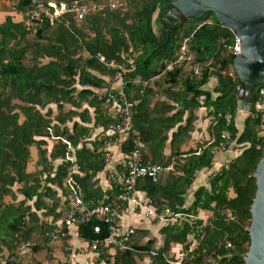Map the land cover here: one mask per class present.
Here are the masks:
<instances>
[{
  "label": "trees",
  "instance_id": "trees-1",
  "mask_svg": "<svg viewBox=\"0 0 264 264\" xmlns=\"http://www.w3.org/2000/svg\"><path fill=\"white\" fill-rule=\"evenodd\" d=\"M164 1H128L123 9L105 7L83 21L66 15L38 28L30 21V0L12 1V12L23 19L17 22L8 15L0 24V259L6 258L5 247L7 258L15 257V264H20L19 247H31L38 254L52 242L48 233L69 231L64 180L73 166H78L74 179L88 206L105 202L111 194L104 191L99 175L107 168L106 153L118 139L109 134L116 120L106 107V91L118 80L119 70L106 64L114 62L124 70L126 93L138 102L132 132L121 151L129 154L133 139L139 138L145 163H175L174 171L158 182L145 178L137 188L157 207L167 206L187 219L160 229L161 244L151 237L143 245L137 234L149 237L150 229H136L129 249L101 256L100 262L170 264V255L181 246L188 254L184 264H246L255 172L264 153V113L257 109L264 84L255 89L252 111L240 130L234 94L239 83L236 35L209 13L171 26L161 44L156 20ZM185 41L194 61L170 68ZM213 81L216 85L209 89ZM202 109L217 121L209 127L216 141L227 132L243 147L217 171L215 145L206 141L184 150ZM98 129L100 135L93 139ZM65 141L75 150L74 163L66 160ZM33 149L39 169L30 172ZM204 171L212 172L208 183L196 187ZM96 224L79 227L80 239L88 243L110 236L105 224L96 235ZM37 235L43 245L34 244ZM69 239L63 242L66 246ZM36 264L43 262L37 259Z\"/></svg>",
  "mask_w": 264,
  "mask_h": 264
},
{
  "label": "built area",
  "instance_id": "built-area-1",
  "mask_svg": "<svg viewBox=\"0 0 264 264\" xmlns=\"http://www.w3.org/2000/svg\"><path fill=\"white\" fill-rule=\"evenodd\" d=\"M128 1L133 0H75L72 3H45L44 0H30V21L35 28L41 27L45 22L54 24L60 21L66 15H73L79 21H83L92 14L109 7L114 10L123 9ZM237 49V48H236ZM105 62L104 58H101ZM195 57L190 53L188 42L185 41L181 46L179 58L175 63L170 65V68L178 66L182 63H192ZM108 68L119 69L117 72L118 87H112L111 90L106 91V107L109 115L116 120L111 126L109 134L118 135L117 143L122 146L127 142L133 129V112L137 105L125 91L126 82L124 80V70L122 67L114 62L107 63ZM197 73V70H196ZM257 109L264 113V88L259 90ZM221 115H219V118ZM217 125L216 120L209 119L208 126L214 128ZM209 145H215L213 153H226L235 146L231 135L227 132L221 134L219 141L213 134ZM68 145V153L66 160L74 163L75 150L70 142L65 141ZM133 147L129 154H124L122 151L117 156V166L109 171V181L111 194L107 200L98 205L88 206L83 196L77 187L74 179V174L78 172V166L71 168L70 174L64 180V192L66 194L64 201L69 203L65 206L67 212L66 226L69 231L64 228H59L47 234V236L56 243H63L70 237V230L72 228L79 229V227L98 222L93 227L94 233L100 236L103 232L102 224L110 226L111 234L106 238L98 237L94 241L86 243L90 252L97 256H105L115 253L117 250L126 251L130 247L131 238L136 233L134 224L126 225L124 218L133 215L142 217L143 220L150 223L153 227L160 229L169 228L182 220L187 219V215L183 213H175L169 207H157L154 201L145 192L138 190V184L142 179H151L154 183L158 182L159 178L169 172L174 171L175 163L169 166L156 165L144 162L143 144L139 138L133 139ZM236 150L240 153L243 149ZM121 150V149H120ZM106 163L109 168L112 165L115 156L112 152L106 153ZM183 175V172H181ZM155 225V226H154ZM180 247V248H179ZM174 255H170V264H184L187 252L179 246ZM231 245H228V248ZM27 247L22 246L18 248V256L25 255ZM152 255H156L155 252ZM16 263V258H2L0 264Z\"/></svg>",
  "mask_w": 264,
  "mask_h": 264
},
{
  "label": "water",
  "instance_id": "water-1",
  "mask_svg": "<svg viewBox=\"0 0 264 264\" xmlns=\"http://www.w3.org/2000/svg\"><path fill=\"white\" fill-rule=\"evenodd\" d=\"M209 13L237 37L234 68L239 83L234 94L238 95L239 111L249 115L255 89L264 84V0H165L156 20L159 42L167 41L171 26ZM255 177L257 193L251 207V245L246 264H264V153Z\"/></svg>",
  "mask_w": 264,
  "mask_h": 264
},
{
  "label": "crops",
  "instance_id": "crops-1",
  "mask_svg": "<svg viewBox=\"0 0 264 264\" xmlns=\"http://www.w3.org/2000/svg\"><path fill=\"white\" fill-rule=\"evenodd\" d=\"M13 0H0V24L4 22L5 18L8 15H14V19L17 22L22 21V16L18 15V14H14L12 12V6H13ZM119 84L116 81L112 87H118ZM103 93V92H101ZM105 93V92H104ZM206 110L202 109L199 113V119L197 121V126H196V131L192 134V139L191 141L188 143L187 146L184 147L185 151H188L189 149H196L198 145H202L204 142L207 141V143L209 144L211 139L213 138V130L209 129L208 126V120L210 118L206 117ZM243 112L238 113V116L236 118V125L237 127L242 130L243 129V125L239 124V122L241 121V123H243L245 121V118L247 116L244 117ZM101 129L96 130V133L93 137L96 138L100 135ZM110 152H112V154L115 156L112 165L109 166V168L107 167L106 170L101 173L99 175V179L101 181V184L103 186L104 191L106 192H111L110 190V181H109V171L114 167L117 166L118 169H120L121 167H119V165H117V156L119 155V153L121 152V146H119V144L116 142L115 144L110 146ZM169 153V151H167V154ZM233 158H236V156H234ZM232 158V159H233ZM216 159V158H215ZM227 163V162H226ZM225 163V164H226ZM224 165V163H215L213 171H217L219 169H221V167ZM212 172H208V171H204L202 173H200L197 182H196V187L200 186V185H204L208 183L209 180V176ZM112 193V192H111ZM132 217H139L138 215H133L131 214L128 217L124 218V223H126V225H131L134 224V222L137 223V220L134 221L132 219ZM140 220V219H139ZM133 222V223H132ZM147 222V221H145ZM148 224V222H147ZM151 225V224H150ZM147 225L146 227L143 226L144 229H152V226ZM74 237L76 238L74 240ZM53 244H58V243H53ZM68 245L69 248L66 247L63 252L62 249H56V247L53 246L54 249L50 250L47 249L46 251H48V255H49V260H45L42 261L43 264H106L104 262H100V257L97 256L96 254L90 252L87 248L86 242H84L83 240L80 239L79 234H78V229L72 228L70 230V239L68 240ZM60 248V247H59ZM80 250V251H78ZM69 251V252H67ZM88 256V260H83L85 257ZM83 257V258H82Z\"/></svg>",
  "mask_w": 264,
  "mask_h": 264
},
{
  "label": "rangeland",
  "instance_id": "rangeland-1",
  "mask_svg": "<svg viewBox=\"0 0 264 264\" xmlns=\"http://www.w3.org/2000/svg\"><path fill=\"white\" fill-rule=\"evenodd\" d=\"M238 49V48H237ZM237 51V50H236ZM216 85V81H213V82H211V84L208 86V88L209 89H211L212 87H214ZM70 108V107H69ZM245 116H248L247 114H244V117ZM239 124L241 125H243L244 126V122L243 123H241V121L239 122ZM238 149H240V147L239 146H237V145H235V146H233L232 148H231V150L230 151H228V152H226V153H219V154H217L216 155V159H215V163H226V162H228V161H230L234 156H237L239 153H237L236 152V150H238ZM32 153H33V157H32V159H31V161H30V164H29V171L30 172H32V171H36V170H38L39 169V165H38V153H37V151H36V149H33V151H32ZM210 216V214H208V213H206V214H203V217H205V218H207V217H209ZM132 219L134 220V221H136L137 220V223L136 222H134V226L135 227H137V229H143V226L144 227H146L147 225H150V223H148L147 224V222H145V220H143L142 219V217H132ZM140 219V220H139ZM133 223V222H132ZM150 226H152V225H150ZM155 226V225H154ZM160 228L157 226V227H153L152 226V229H150L149 230V233H150V236L149 237H147V236H143L142 234H137L138 236L137 237H139V239H140V242L144 245L147 241L145 240V238H151V237H156V239H157V241H158V244H161V243H163V237L161 236V234H160ZM76 238L74 237V240H75ZM44 244V243H42V237L40 236V235H37L36 236V238H35V240H34V244ZM54 242L52 241V242H50L49 243V248L48 249H50V250H52V249H54L53 248V246L54 247H56V249H62L63 250V252H64V250H66L67 248L66 247H68L69 248V245L68 246H66L67 244L66 243H62V244H60V243H58V244H53ZM159 246V245H158ZM60 247V248H59ZM66 248V249H65ZM180 248V247H179ZM176 250H178V247H176L175 248V250H174V252L176 251ZM2 251H3V253L5 254V257L7 258V256H9V254H8V252H7V249L5 248V247H2ZM78 251H80V250H78ZM27 254L26 255H22V257H19V262H20V264H36V261H37V259H39L40 261H45V260H49V255H48V251H46V250H42V251H40L38 254H36V253H34L33 251H32V248L31 247H28V249H27ZM68 252V251H67ZM5 258V259H6ZM83 258V257H82ZM84 261L85 260H88V256L87 257H85L84 259H83ZM142 264H149V260H147V261H143L142 262Z\"/></svg>",
  "mask_w": 264,
  "mask_h": 264
},
{
  "label": "bare ground",
  "instance_id": "bare-ground-1",
  "mask_svg": "<svg viewBox=\"0 0 264 264\" xmlns=\"http://www.w3.org/2000/svg\"><path fill=\"white\" fill-rule=\"evenodd\" d=\"M238 49H239V45H238V47H237Z\"/></svg>",
  "mask_w": 264,
  "mask_h": 264
}]
</instances>
